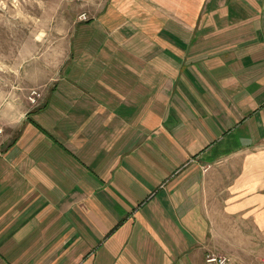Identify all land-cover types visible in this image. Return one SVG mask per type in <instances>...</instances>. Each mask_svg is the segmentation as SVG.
<instances>
[{"label":"crops","instance_id":"obj_1","mask_svg":"<svg viewBox=\"0 0 264 264\" xmlns=\"http://www.w3.org/2000/svg\"><path fill=\"white\" fill-rule=\"evenodd\" d=\"M118 1L8 123L0 264H208L215 213L264 232V0Z\"/></svg>","mask_w":264,"mask_h":264},{"label":"rangeland","instance_id":"obj_2","mask_svg":"<svg viewBox=\"0 0 264 264\" xmlns=\"http://www.w3.org/2000/svg\"><path fill=\"white\" fill-rule=\"evenodd\" d=\"M118 2L0 0V141L8 134V123L34 104L33 93H39H34L38 103L58 70L66 69L72 43L100 39L94 27ZM215 218L208 264H221L223 257V264H264V232L222 214Z\"/></svg>","mask_w":264,"mask_h":264},{"label":"built area","instance_id":"obj_3","mask_svg":"<svg viewBox=\"0 0 264 264\" xmlns=\"http://www.w3.org/2000/svg\"><path fill=\"white\" fill-rule=\"evenodd\" d=\"M83 18H85V16L83 17ZM35 91V90H34ZM35 94H37L39 97H40V95H39V93L37 92L36 93V91L34 92ZM34 93H33V98H32V100H31V102L33 103L34 102V104H36L37 103V100H36V98H35V96H34ZM38 97V98H39ZM2 133V128L0 127V134ZM211 259H215V258H211ZM218 260H220L219 262L221 263V264H223V263H225V261H226V258H222V259H218Z\"/></svg>","mask_w":264,"mask_h":264}]
</instances>
